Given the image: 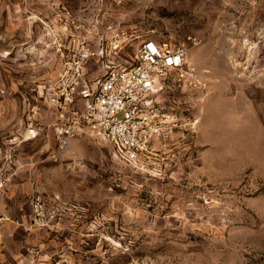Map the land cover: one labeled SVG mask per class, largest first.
Listing matches in <instances>:
<instances>
[{
	"label": "rangeland",
	"instance_id": "rangeland-1",
	"mask_svg": "<svg viewBox=\"0 0 264 264\" xmlns=\"http://www.w3.org/2000/svg\"><path fill=\"white\" fill-rule=\"evenodd\" d=\"M115 32L130 42L90 64L93 82L145 38L199 39L200 120L159 172L101 137L62 146L42 97L75 34ZM0 173L19 208L0 264H264V0H0ZM38 195L49 226L34 222Z\"/></svg>",
	"mask_w": 264,
	"mask_h": 264
},
{
	"label": "built area",
	"instance_id": "built-area-1",
	"mask_svg": "<svg viewBox=\"0 0 264 264\" xmlns=\"http://www.w3.org/2000/svg\"><path fill=\"white\" fill-rule=\"evenodd\" d=\"M75 36L61 51L56 76L41 89L57 139L65 146L72 138L101 137L119 150L126 164L145 169L152 161L159 172L163 153L190 143L200 120L192 108L208 79L189 58L199 39L189 35L173 43L145 38L130 65L110 66L93 82L90 64L121 51L130 36L115 32L106 43L101 35L97 44L87 33ZM9 180L0 173V205ZM32 209L36 224L50 225L44 198L35 196ZM9 220L0 207V228Z\"/></svg>",
	"mask_w": 264,
	"mask_h": 264
},
{
	"label": "crops",
	"instance_id": "crops-1",
	"mask_svg": "<svg viewBox=\"0 0 264 264\" xmlns=\"http://www.w3.org/2000/svg\"><path fill=\"white\" fill-rule=\"evenodd\" d=\"M13 194L14 193L9 188L6 187V189L3 193V197H2V201H1V205H0L1 209L6 213H8V212L12 213V212H14V209H19L18 206L13 205V203H12V201H14L12 198Z\"/></svg>",
	"mask_w": 264,
	"mask_h": 264
}]
</instances>
